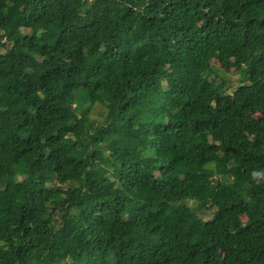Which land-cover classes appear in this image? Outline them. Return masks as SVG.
<instances>
[{
  "label": "trees",
  "instance_id": "16d2710c",
  "mask_svg": "<svg viewBox=\"0 0 264 264\" xmlns=\"http://www.w3.org/2000/svg\"><path fill=\"white\" fill-rule=\"evenodd\" d=\"M0 264H264V0H0Z\"/></svg>",
  "mask_w": 264,
  "mask_h": 264
},
{
  "label": "rangeland",
  "instance_id": "374dc122",
  "mask_svg": "<svg viewBox=\"0 0 264 264\" xmlns=\"http://www.w3.org/2000/svg\"><path fill=\"white\" fill-rule=\"evenodd\" d=\"M21 31L26 33L28 32V30L26 28H21ZM213 64L214 66L218 69V72L219 73H225L226 77L229 79V81L231 83H235V80L238 78L239 74L237 72H233V69L232 67H227L225 66V64L223 63V61L219 58V57H215V60H213ZM216 81H219V78L216 77ZM85 92H81L80 93V103L81 104H84V107H88V103L85 102ZM91 108L90 110V115L91 117L93 118H99L101 117V109L99 107H88L87 111H89V109Z\"/></svg>",
  "mask_w": 264,
  "mask_h": 264
},
{
  "label": "clouds",
  "instance_id": "9594fccd",
  "mask_svg": "<svg viewBox=\"0 0 264 264\" xmlns=\"http://www.w3.org/2000/svg\"><path fill=\"white\" fill-rule=\"evenodd\" d=\"M261 175V173H259V172H252V176L253 177H258V176H260Z\"/></svg>",
  "mask_w": 264,
  "mask_h": 264
}]
</instances>
